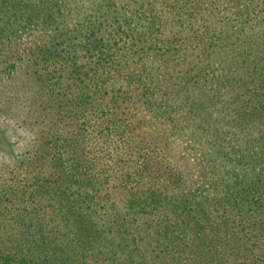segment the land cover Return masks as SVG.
Here are the masks:
<instances>
[{
  "label": "trees",
  "instance_id": "trees-1",
  "mask_svg": "<svg viewBox=\"0 0 264 264\" xmlns=\"http://www.w3.org/2000/svg\"><path fill=\"white\" fill-rule=\"evenodd\" d=\"M0 133V264H264V0H0Z\"/></svg>",
  "mask_w": 264,
  "mask_h": 264
},
{
  "label": "rangeland",
  "instance_id": "rangeland-1",
  "mask_svg": "<svg viewBox=\"0 0 264 264\" xmlns=\"http://www.w3.org/2000/svg\"><path fill=\"white\" fill-rule=\"evenodd\" d=\"M30 83L32 84V85H34L33 84V81H31L30 80ZM146 125V126H145ZM156 123H153V125L151 124V122H150V120L148 119V118H146V121H145V123L143 124V126H142V128H141V130L140 131H142L144 134H146L145 133V131H151V132H153L154 133V131H155V129H156ZM21 130H18V132H20ZM158 132L159 133H161L162 131H161V129H159L158 130ZM5 134V133H4ZM0 138L2 139V141L4 140L3 138H4V135H2V133H0ZM2 141L0 140V149H2L3 151H7V146H6V144L5 143H2ZM162 145V144H161Z\"/></svg>",
  "mask_w": 264,
  "mask_h": 264
}]
</instances>
